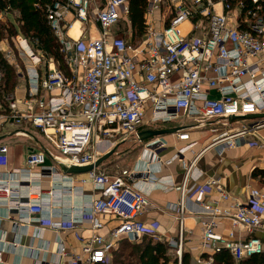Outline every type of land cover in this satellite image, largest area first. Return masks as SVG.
<instances>
[{
	"label": "built area",
	"instance_id": "built-area-1",
	"mask_svg": "<svg viewBox=\"0 0 264 264\" xmlns=\"http://www.w3.org/2000/svg\"><path fill=\"white\" fill-rule=\"evenodd\" d=\"M147 2L146 32L136 45L130 43L127 0H51L46 4V22L69 76L57 69L37 43L22 36L11 38L23 64L19 78L26 86L21 95L18 90L0 95V167L6 166L9 154L2 140L12 135L30 138V129L44 136L51 149L42 146L40 151L29 152L25 168L14 172L29 176L39 167L40 178L52 177L56 165L65 170L93 165L121 141L141 142L140 129L149 130L148 124L172 125L180 118L187 123L170 127L177 129L180 141H188L187 132L192 130L221 125L220 130H212L218 133L207 148L233 149L247 136L259 139L250 146L261 147L263 118L249 120L247 126L231 120L264 114V16L257 0H252L254 6L246 18L241 17L242 3L234 7L230 0ZM74 22L79 23L76 37L69 34ZM156 22L162 27L157 28ZM119 24L126 29H119ZM92 30H97L96 37L91 36ZM7 44L8 39L1 42V52L13 66V51ZM157 130L166 129H151ZM196 145L190 142L176 147L167 163L181 161ZM144 148L156 153L164 144L154 140ZM199 155L183 166L176 186L168 178H152L149 172L138 179L127 169L113 175L94 169L80 185L89 184L97 197L79 203L61 202L63 213L59 216L42 219L52 210L53 204L44 200L50 199L53 190L44 197L39 188L30 189L27 203L16 201L15 208L26 210L55 232L83 224L89 227L91 235L78 238V252L66 251L59 243L57 254L69 264H106L120 241L138 243L143 237L165 239L180 264L190 235L184 226L189 202L196 205L194 213L202 219L196 264H213V256L221 250L235 261L264 253V243L251 235L264 223V189L248 186L247 198L241 202L219 179L200 183L196 168ZM47 160L53 166H45ZM139 182L150 187H139ZM154 190L178 192L175 203L164 205L166 212L174 214L173 238L159 233L158 222L140 220L153 208L149 196ZM211 192L217 197L206 202ZM11 193L9 182L0 183V204H6ZM71 193L73 189H62V196ZM225 222L230 227L227 238L216 231ZM109 223L114 225L108 228ZM237 228L249 236L235 237Z\"/></svg>",
	"mask_w": 264,
	"mask_h": 264
},
{
	"label": "crops",
	"instance_id": "crops-1",
	"mask_svg": "<svg viewBox=\"0 0 264 264\" xmlns=\"http://www.w3.org/2000/svg\"><path fill=\"white\" fill-rule=\"evenodd\" d=\"M156 27H162V23L156 22ZM78 24L74 25L71 36L76 37ZM97 30H92L91 36L96 37ZM21 86H26V81L19 80ZM19 85V86H20ZM20 88H17L19 90ZM212 95L215 93L211 92ZM179 124H173L169 127H161L163 129H171ZM239 124H235L237 127ZM160 128V127H159ZM144 129H140L139 133H143ZM155 130V129H153ZM197 129L187 132L188 141H180L177 139L175 132L165 133L164 135L155 136L142 142H134L127 139L121 141L115 149V152L107 158L96 170L106 174H115L122 169L130 170L139 179L150 173L152 178H168L173 181L174 185L181 182L183 174V166L188 164L198 153L196 168L201 174L200 183H204L210 179H219L230 194L237 197L241 202H245L247 198V187L257 188L259 185L257 180L251 178L254 169H264V141L260 142L261 147L250 146V144L258 143L259 139L255 136H247L240 146L233 149L207 148L212 138L218 132H213L208 128ZM260 136L264 132L259 133ZM37 132L31 133L34 146H26L14 142V145H8L9 154L5 167H0V183L11 184L12 193L6 204H0V250L3 252V264H69L66 259L58 256L57 250L59 243H62L64 249L69 252H78L80 248L79 236L85 238L91 235L89 227L86 224L77 226L74 230L53 231L45 224H39L33 215H29L26 210H18L15 208V202L19 201L22 205L27 203L30 189L42 190L44 197H47V191L53 190V194L48 200L52 205V210L42 216V219H48L50 216H59L63 213L61 202L63 203H79L80 201H88L92 197H97L89 184L80 185V181L87 178V174L68 175L66 170L56 165L52 177L40 178V168L35 167L30 171V175L25 173H16V170H23L27 155L31 151H40L43 143L37 136ZM159 141L164 144V148L156 153L150 148H144V145L151 141ZM190 142H196L191 150L186 152L181 161H173L167 163L175 153L176 147L186 145ZM158 159H155V158ZM159 160V161H158ZM45 166H53L50 160H47ZM62 178V179H61ZM147 188L150 184L147 182ZM29 184V186H28ZM139 187H146L142 183H138ZM62 189L74 191V193L63 195ZM259 189H264L261 187ZM145 190V189H144ZM31 197V195H30ZM217 195L211 192L206 197V202L216 199ZM3 198V197H2ZM153 205L148 212L140 217V220L149 223L158 222L160 225L159 233L166 238H173L176 233V222L174 214L164 210L166 203H175L178 199V192L172 190L170 192H162L154 190L149 196ZM192 202H189L188 213L184 216V226L190 235L187 236L185 249L190 254L191 264H196L199 252L197 251L200 240L201 220L196 215ZM106 221L107 218H104ZM112 223L108 224L110 228ZM229 223H221L217 226L216 231L224 238H227L229 231ZM251 235L259 238L264 243V223L261 228L254 231ZM249 234L242 228L235 230V237L246 238ZM165 240V239H164Z\"/></svg>",
	"mask_w": 264,
	"mask_h": 264
},
{
	"label": "trees",
	"instance_id": "trees-1",
	"mask_svg": "<svg viewBox=\"0 0 264 264\" xmlns=\"http://www.w3.org/2000/svg\"><path fill=\"white\" fill-rule=\"evenodd\" d=\"M51 0H0V44L5 39L22 36L37 43V47L51 58L60 71H66L65 76H69L64 57L59 51L49 26L46 22L44 6ZM235 7L242 3L241 17L246 18V14L254 6L252 0H230ZM129 5L128 23L131 30V40L141 41L145 32V14L147 11V0H127ZM261 6L260 14L264 16V0H257ZM15 15V23L4 20L3 16ZM165 25L169 24L168 19ZM123 26L119 24V27ZM126 29V28H125ZM137 42V43H138ZM0 69L2 72L1 94L14 93L20 80L18 71L10 65L4 58L0 48ZM251 178L261 182L264 186V169H254ZM119 242L117 250L111 254L110 264H177V259L171 260L169 254L174 250L168 246L164 240L153 241L149 237H143L138 243H131L127 240ZM106 264H109L106 263ZM180 264H191L189 253H184ZM213 264H264V253L253 255L241 261H235L226 250H221L213 256Z\"/></svg>",
	"mask_w": 264,
	"mask_h": 264
},
{
	"label": "rangeland",
	"instance_id": "rangeland-1",
	"mask_svg": "<svg viewBox=\"0 0 264 264\" xmlns=\"http://www.w3.org/2000/svg\"><path fill=\"white\" fill-rule=\"evenodd\" d=\"M164 17V16H163ZM0 18H1V15H0ZM3 18H4V20H9V21H12V22H14L15 23V15H11V14H9V15H7V16H3ZM68 19V18H67ZM165 22H167V21H165ZM123 28H125L124 26H120L119 27V29H123ZM131 34V33H130ZM17 37V36H16ZM16 37H12L13 39H15ZM142 40V39H141ZM133 41V44L134 45H136L137 44V42H138V39L137 40H132ZM140 42V41H139ZM13 42H12V40L10 39V40H8V44H7V46H10V48L12 49V51H13V58H12V61H13V67L15 68V70L16 71H18V73H20V72H22V70H21V68H22V62H21V60H20V58L18 57V55H17V52H16V50H15V48H14V45L12 44ZM5 46L6 45H3V48H5ZM2 47V46H1ZM57 67H58V65H57ZM64 75H66V71H64V69H61L60 70ZM19 84H18V86L16 87V89L17 88H20L19 90H18V93L21 95L22 94V87L23 86H21L20 85V81L18 82ZM20 85V86H19ZM240 122H242V123H244L243 125H241V126H247V124L249 123V121H241V120H238L236 123H240ZM186 124L187 122H184V118H180L179 120H177L174 124ZM171 125V124H170ZM170 125H161V124H158V125H151V124H148L146 127H147V129H149V130H151V129H156V128H159V127H169ZM173 125V124H172ZM240 126V124L239 125H237V127H241ZM208 128L210 129V130H213V129H216V130H220L221 128H222V126L221 125H211V126H208L207 128H205L206 130L205 131H207L208 130ZM31 133L32 132H36L35 130H33V129H30L29 130ZM39 138H40V140L42 141V143H43V146L44 147H48L49 149H51V147L49 146V144H48V142H47V140H45L44 139V136H42V135H37ZM2 142L4 143V144H7V145H14V142H17L18 144H23V145H26V146H34V144H33V141H32V138L30 137H22V136H15V135H12V136H8V137H6V138H4L3 140H2ZM259 183V185H255L257 188H261V187H264L263 186V184L261 183V182H258ZM153 241H157V240H153ZM121 242H123V241H121ZM158 242V241H157ZM169 256H170V258H171V260L173 259V258H176V255H175V252L173 251V252H171L170 254H169ZM111 260H112V258L110 257L109 258V260H108V262H109V264H110V262H111ZM170 264H173V263H170Z\"/></svg>",
	"mask_w": 264,
	"mask_h": 264
},
{
	"label": "water",
	"instance_id": "water-1",
	"mask_svg": "<svg viewBox=\"0 0 264 264\" xmlns=\"http://www.w3.org/2000/svg\"><path fill=\"white\" fill-rule=\"evenodd\" d=\"M262 118L264 119V114L232 117L231 120L249 121L253 119H262ZM176 131L177 129L157 130V131L147 130V131H144L143 133H139V140L142 142L146 139H149L155 136H160V135H164L165 133L176 132ZM114 152H115V149L111 150L109 153L99 158L93 165H88V166H83V167L70 166L69 168L66 169V174L68 175L87 174L93 171L94 169H97Z\"/></svg>",
	"mask_w": 264,
	"mask_h": 264
},
{
	"label": "bare ground",
	"instance_id": "bare-ground-1",
	"mask_svg": "<svg viewBox=\"0 0 264 264\" xmlns=\"http://www.w3.org/2000/svg\"><path fill=\"white\" fill-rule=\"evenodd\" d=\"M75 24H78L79 25V23L78 22H74V24L72 25V28L70 29V32H69V34L71 35V31H73V29H74V25ZM78 28H79V26H78ZM79 33V29H77V34Z\"/></svg>",
	"mask_w": 264,
	"mask_h": 264
}]
</instances>
